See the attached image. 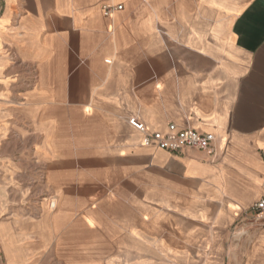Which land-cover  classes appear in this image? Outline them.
Wrapping results in <instances>:
<instances>
[{
  "label": "crops",
  "instance_id": "0c3cea01",
  "mask_svg": "<svg viewBox=\"0 0 264 264\" xmlns=\"http://www.w3.org/2000/svg\"><path fill=\"white\" fill-rule=\"evenodd\" d=\"M263 196L264 0H0V264H264Z\"/></svg>",
  "mask_w": 264,
  "mask_h": 264
},
{
  "label": "built area",
  "instance_id": "2783aa9c",
  "mask_svg": "<svg viewBox=\"0 0 264 264\" xmlns=\"http://www.w3.org/2000/svg\"><path fill=\"white\" fill-rule=\"evenodd\" d=\"M123 6L104 5L103 13L111 17L117 10H122ZM129 124L144 135L143 145L152 146L158 150L171 153H180L189 149L214 152L216 136L213 133H201L193 129H179L175 124L168 126L166 132H148L144 123L136 118H131ZM256 216V221H264V196L251 207Z\"/></svg>",
  "mask_w": 264,
  "mask_h": 264
},
{
  "label": "rangeland",
  "instance_id": "374dc122",
  "mask_svg": "<svg viewBox=\"0 0 264 264\" xmlns=\"http://www.w3.org/2000/svg\"><path fill=\"white\" fill-rule=\"evenodd\" d=\"M248 212L249 213H253L254 215H255V213L253 212V210L250 208L249 210H248ZM250 217V221L249 222H255V223H257V219H256V216H249ZM56 264H58V263H56Z\"/></svg>",
  "mask_w": 264,
  "mask_h": 264
}]
</instances>
